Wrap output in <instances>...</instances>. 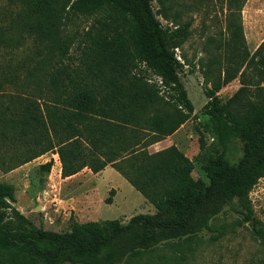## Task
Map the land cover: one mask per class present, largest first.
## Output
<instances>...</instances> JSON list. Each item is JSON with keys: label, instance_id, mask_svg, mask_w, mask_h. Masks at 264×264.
Masks as SVG:
<instances>
[{"label": "trees", "instance_id": "obj_1", "mask_svg": "<svg viewBox=\"0 0 264 264\" xmlns=\"http://www.w3.org/2000/svg\"><path fill=\"white\" fill-rule=\"evenodd\" d=\"M23 1L24 33L41 50L24 64L0 63V170L8 173L49 152L58 154L63 178L111 166L156 214L134 216L127 224L73 221L67 232L44 231L29 227L12 206L14 187L0 182V264H123L164 240L198 242L205 231L217 232V239L229 225L216 229L212 221L232 198L241 208L232 226L250 223L253 237L264 241V224L249 200L264 178V41L250 53L240 0L230 14L229 43L199 64L208 100L203 110L220 138L237 137L244 148L237 165L223 155L210 161L209 184L192 177L193 161L176 146L149 151L194 113L175 52L191 35L190 21L174 18L163 27L154 0ZM163 9L169 21L168 7ZM76 16L93 19L78 42L69 31ZM97 26L100 32L93 34ZM2 37L0 46L10 48ZM75 44L79 56L73 57ZM237 78L241 87L223 103L218 93ZM199 142L203 150V135ZM52 166L51 160L41 169L50 172ZM115 193L110 190L106 204ZM175 212L178 220L163 221ZM161 226L171 231L159 236L155 229Z\"/></svg>", "mask_w": 264, "mask_h": 264}, {"label": "rangeland", "instance_id": "obj_2", "mask_svg": "<svg viewBox=\"0 0 264 264\" xmlns=\"http://www.w3.org/2000/svg\"><path fill=\"white\" fill-rule=\"evenodd\" d=\"M239 5H242L241 22L247 48L253 54L264 41V0H240ZM152 6L163 27L172 26L174 18L180 23H192L189 39L183 48L175 52L181 64L178 76L194 105V113L177 132L149 148V151L176 146L193 161L192 177L209 184L205 167L211 160L223 155L230 165H237L244 155L241 140L237 137L220 138L215 121L203 110L208 100L199 69L201 59L206 60L216 53L217 47L224 48L229 43L228 24L230 14L236 12V0H163V4L154 0ZM163 6L168 7L169 21L162 15ZM23 18V0H0V36L13 45L10 48L7 43L0 46V63L24 64L39 54L40 46L36 45L33 37L24 33ZM92 24V18L73 17L69 22L70 34L75 35L76 42L83 40ZM98 32L100 29L97 26L93 34ZM71 53L73 57L79 56L77 44L72 47ZM152 78L157 80L155 76ZM240 87L239 78L223 87L218 93L222 102L226 103ZM169 92V96L174 94ZM201 135L205 140L203 150L199 142ZM261 149L264 150V136ZM51 160V171L42 170L41 166ZM0 182L14 187L15 202L12 206L27 218L29 227L44 231L67 232L73 221L83 224L119 220L127 224L134 216L156 214L154 206L117 171L107 169L93 173L85 168L74 176L63 178L59 156L52 152L8 173L0 170ZM112 189L116 190L112 204H106ZM249 200L254 216L264 224V178L252 189ZM238 210L241 208L232 198L212 221L216 229L229 225L227 233L220 238L212 239L217 232L205 231L199 234L198 242L186 237L164 240L150 251L128 256L123 264H264V241L253 237L250 223L241 227L232 226L241 218ZM178 218L179 213L175 212L163 221H176ZM170 231L164 226L155 229L159 236Z\"/></svg>", "mask_w": 264, "mask_h": 264}, {"label": "crops", "instance_id": "obj_3", "mask_svg": "<svg viewBox=\"0 0 264 264\" xmlns=\"http://www.w3.org/2000/svg\"><path fill=\"white\" fill-rule=\"evenodd\" d=\"M182 126H183V125H182ZM182 126H181V127H182ZM181 127H180V128H181ZM176 132H177V131H176ZM107 169H111V170H113V171L115 170V169H113L111 166H107V167H106L104 170H102V171H106ZM115 171H116V170H115ZM100 172H101V171H100ZM60 173H61V171H60ZM75 175H76V174H75ZM73 176H74V175H73ZM67 178H69V177H67Z\"/></svg>", "mask_w": 264, "mask_h": 264}]
</instances>
